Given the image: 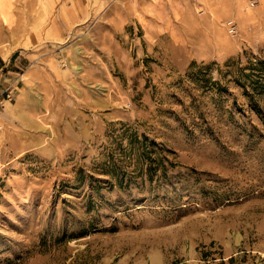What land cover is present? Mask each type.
Here are the masks:
<instances>
[{
    "label": "rangeland",
    "instance_id": "rangeland-1",
    "mask_svg": "<svg viewBox=\"0 0 264 264\" xmlns=\"http://www.w3.org/2000/svg\"><path fill=\"white\" fill-rule=\"evenodd\" d=\"M250 61L264 0H0V264H264Z\"/></svg>",
    "mask_w": 264,
    "mask_h": 264
},
{
    "label": "built area",
    "instance_id": "built-area-1",
    "mask_svg": "<svg viewBox=\"0 0 264 264\" xmlns=\"http://www.w3.org/2000/svg\"><path fill=\"white\" fill-rule=\"evenodd\" d=\"M228 32L234 34L236 32V25L233 21L227 22ZM14 90L9 85L4 88V96L0 98V111L5 107V103H10L14 99Z\"/></svg>",
    "mask_w": 264,
    "mask_h": 264
},
{
    "label": "trees",
    "instance_id": "trees-1",
    "mask_svg": "<svg viewBox=\"0 0 264 264\" xmlns=\"http://www.w3.org/2000/svg\"><path fill=\"white\" fill-rule=\"evenodd\" d=\"M250 69L253 70V71H257V70H260L261 74H264L263 71H264V63L263 62H252L250 61ZM241 77H250L251 75L250 74H245V73H241L240 75ZM260 78H262L264 80V75H259ZM242 79V78H241ZM239 79V80H241ZM246 79V78H245ZM262 79H260L258 82H255V84L259 87V88H264V83L262 82ZM256 88V87H255Z\"/></svg>",
    "mask_w": 264,
    "mask_h": 264
}]
</instances>
